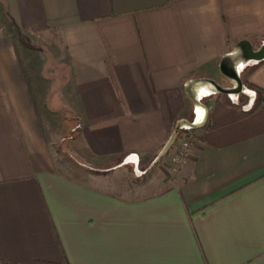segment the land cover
<instances>
[{"label": "crops", "instance_id": "crops-1", "mask_svg": "<svg viewBox=\"0 0 264 264\" xmlns=\"http://www.w3.org/2000/svg\"><path fill=\"white\" fill-rule=\"evenodd\" d=\"M245 40L264 0H0V264H264V100L210 82L264 90ZM67 109L97 164L160 158L178 123L193 144L168 187L118 195L55 167Z\"/></svg>", "mask_w": 264, "mask_h": 264}, {"label": "rangeland", "instance_id": "rangeland-1", "mask_svg": "<svg viewBox=\"0 0 264 264\" xmlns=\"http://www.w3.org/2000/svg\"><path fill=\"white\" fill-rule=\"evenodd\" d=\"M239 78L243 84V91L227 94V96L240 98L245 107L257 105L259 95L256 87L250 83L246 84L240 74ZM56 116H58L59 122L53 123L51 130L53 141L51 148L54 153L55 167L59 171L69 176L78 177L83 181L96 180L98 182L96 185L118 195L137 197L138 195L156 193L168 187L180 172L181 165L176 164L175 158L180 155L182 143L189 140L190 148L193 144V131L186 127L178 129L177 124L174 142L165 155L160 158L152 160L143 158L141 162L129 159L123 165L120 162L117 166L113 164L114 161L106 162L103 165L97 164L84 156L85 154L83 155L80 142L76 141L80 135L81 126L79 120L76 119L75 111L67 109L63 113H57Z\"/></svg>", "mask_w": 264, "mask_h": 264}, {"label": "water", "instance_id": "water-1", "mask_svg": "<svg viewBox=\"0 0 264 264\" xmlns=\"http://www.w3.org/2000/svg\"><path fill=\"white\" fill-rule=\"evenodd\" d=\"M240 54L239 58L242 62H248V61H263L264 60V43L262 46L255 50L252 46V44L245 40L240 42L239 44ZM224 73L235 82V86L233 88H224L221 87L216 83V81L211 80V84L216 88L217 91L223 92L226 94H233V93H241L243 91V84L242 81L239 78V73L237 71L236 66L232 69H223Z\"/></svg>", "mask_w": 264, "mask_h": 264}, {"label": "built area", "instance_id": "built-area-1", "mask_svg": "<svg viewBox=\"0 0 264 264\" xmlns=\"http://www.w3.org/2000/svg\"><path fill=\"white\" fill-rule=\"evenodd\" d=\"M178 129H182L183 127H186L188 130L193 128V124L191 123H178ZM190 133V131H188ZM189 136V135H188ZM191 143L189 140H186L182 143V148H181V152H180V155H178L176 158H175V162L178 166L184 164L189 156V150H190V146Z\"/></svg>", "mask_w": 264, "mask_h": 264}, {"label": "trees", "instance_id": "trees-1", "mask_svg": "<svg viewBox=\"0 0 264 264\" xmlns=\"http://www.w3.org/2000/svg\"><path fill=\"white\" fill-rule=\"evenodd\" d=\"M254 87H256V86H254ZM256 89H257V92H258V95H259L258 96V103H261L264 100V90L262 88H259V87H256ZM41 264H56V263H46V262H43ZM67 264H69V263H67Z\"/></svg>", "mask_w": 264, "mask_h": 264}]
</instances>
